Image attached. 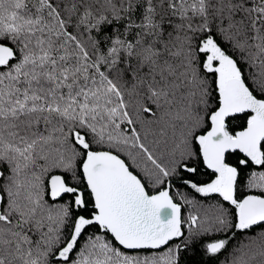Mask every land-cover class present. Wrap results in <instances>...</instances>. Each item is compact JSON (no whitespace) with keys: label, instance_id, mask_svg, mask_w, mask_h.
Wrapping results in <instances>:
<instances>
[{"label":"snow or ice","instance_id":"6c2138e0","mask_svg":"<svg viewBox=\"0 0 264 264\" xmlns=\"http://www.w3.org/2000/svg\"><path fill=\"white\" fill-rule=\"evenodd\" d=\"M0 264H264V0H0Z\"/></svg>","mask_w":264,"mask_h":264},{"label":"trees","instance_id":"16d2710c","mask_svg":"<svg viewBox=\"0 0 264 264\" xmlns=\"http://www.w3.org/2000/svg\"><path fill=\"white\" fill-rule=\"evenodd\" d=\"M230 123L231 124H233L234 126H238V125H240V124H242L243 123V118H241L240 120H237V121H230ZM233 130L235 131V130H239V127H234L233 128ZM242 154H239V153H236V154H234V155H230V157H229V162H235L236 161V159L238 158V157H240ZM255 167V166H254ZM257 170H259V169H257ZM201 171H203V169H201ZM196 179H198V180H206V179H208V177H205V176H197V177H195ZM173 191H175V189L173 190ZM181 191H186V189H181ZM187 191H190V190H187ZM243 191H245V190H243V189H241V192H243ZM192 195H194V196H196V198L197 199H202V198H200L199 196H198V194H195V193H192ZM204 203H208V202H211V201H203ZM185 210H188L187 208H185ZM184 210V211H185ZM141 254H145V253H141Z\"/></svg>","mask_w":264,"mask_h":264},{"label":"rangeland","instance_id":"374dc122","mask_svg":"<svg viewBox=\"0 0 264 264\" xmlns=\"http://www.w3.org/2000/svg\"><path fill=\"white\" fill-rule=\"evenodd\" d=\"M187 213H188V210H185V211H184L185 216L187 215Z\"/></svg>","mask_w":264,"mask_h":264}]
</instances>
